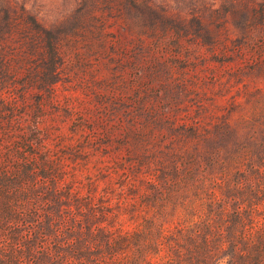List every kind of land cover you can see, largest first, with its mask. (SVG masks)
I'll return each mask as SVG.
<instances>
[{
  "label": "trees",
  "instance_id": "obj_1",
  "mask_svg": "<svg viewBox=\"0 0 264 264\" xmlns=\"http://www.w3.org/2000/svg\"><path fill=\"white\" fill-rule=\"evenodd\" d=\"M127 1L134 99L88 126L77 112L65 137L46 117L67 34L0 0V264H264V101L236 118L157 108L197 75L171 78L156 52L138 65L169 27ZM110 2L80 0L76 26Z\"/></svg>",
  "mask_w": 264,
  "mask_h": 264
},
{
  "label": "rangeland",
  "instance_id": "obj_2",
  "mask_svg": "<svg viewBox=\"0 0 264 264\" xmlns=\"http://www.w3.org/2000/svg\"><path fill=\"white\" fill-rule=\"evenodd\" d=\"M5 1L22 6L41 25L67 34L63 63L53 84L55 103L46 117L54 133L68 137L77 112L84 114L88 126L98 112L111 105H120L119 111L129 109L136 69L130 30L137 28L127 0L100 5L80 27L76 26L84 11L80 0ZM149 1L154 8L150 15L162 13L169 30L156 49L146 46L138 65L148 66L156 52L162 65L169 66L171 78L197 75L193 90L183 95L173 87L169 97L163 95L156 102L157 108L193 112L200 106L236 118L255 100L264 101V0ZM71 27L75 30L70 31ZM171 35L174 40L178 36L177 47L167 43ZM255 60L261 61L255 64ZM142 81L147 82V92H161L156 80L143 77ZM175 96L180 98L179 104L173 103ZM119 136L114 133L115 139Z\"/></svg>",
  "mask_w": 264,
  "mask_h": 264
}]
</instances>
